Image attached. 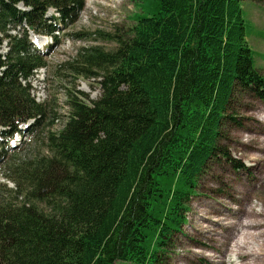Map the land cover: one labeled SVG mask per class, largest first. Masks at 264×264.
Listing matches in <instances>:
<instances>
[{"label":"trees","instance_id":"1","mask_svg":"<svg viewBox=\"0 0 264 264\" xmlns=\"http://www.w3.org/2000/svg\"><path fill=\"white\" fill-rule=\"evenodd\" d=\"M243 4L143 0L128 34L113 37L115 50L82 49L67 64L66 73L98 80L101 96L67 93L68 121L48 133V153L4 173L24 202L0 198V264H157L188 222L235 89L264 91L249 41L264 32ZM51 8L59 18L45 17ZM81 8L80 0H0V36L10 48L0 49V126L54 117L22 85L46 66L27 28L53 34ZM10 25L25 31L22 39Z\"/></svg>","mask_w":264,"mask_h":264},{"label":"rangeland","instance_id":"2","mask_svg":"<svg viewBox=\"0 0 264 264\" xmlns=\"http://www.w3.org/2000/svg\"><path fill=\"white\" fill-rule=\"evenodd\" d=\"M80 1L82 8L74 22L59 25L58 44L50 36L28 32L35 46L52 42L55 48L51 47L42 58L46 63L44 71L29 74L22 85L29 87L31 98L46 106L55 118H44L35 138L22 135V148L8 151L0 168V198L14 205H21L24 196L13 195L16 185L4 178V173L9 174L8 167L20 165L19 159L48 153V133L60 131L68 121L67 93L80 91L89 100L101 96L98 80L66 73L67 64L77 62L82 49L115 50L113 37L128 34L136 23L135 16L142 14L143 0ZM243 5L256 31L264 32V0H244ZM52 15L50 10L47 17ZM9 28V34L18 40L25 34L19 27ZM3 40L0 49L7 54L10 48L8 41ZM249 41L258 53L256 67L264 77V37L257 34ZM57 69L60 78L56 76ZM255 90L242 86L235 89L222 122L219 150L205 166L197 194L188 205V222L170 238L165 251L158 252L157 264H264V91ZM7 141L0 151L10 147L12 140L8 144ZM5 152L6 149L1 157ZM224 258L226 263L222 262Z\"/></svg>","mask_w":264,"mask_h":264},{"label":"bare ground","instance_id":"3","mask_svg":"<svg viewBox=\"0 0 264 264\" xmlns=\"http://www.w3.org/2000/svg\"><path fill=\"white\" fill-rule=\"evenodd\" d=\"M34 45V44H33ZM37 46V45H36ZM226 259V258H225ZM226 263V262H225ZM227 264V263H226ZM241 264V263H240Z\"/></svg>","mask_w":264,"mask_h":264}]
</instances>
